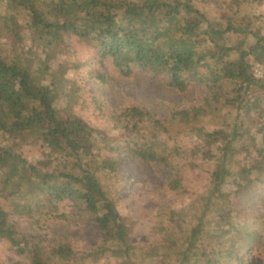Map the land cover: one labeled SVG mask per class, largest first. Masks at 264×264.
Wrapping results in <instances>:
<instances>
[{
  "label": "trees",
  "instance_id": "1",
  "mask_svg": "<svg viewBox=\"0 0 264 264\" xmlns=\"http://www.w3.org/2000/svg\"><path fill=\"white\" fill-rule=\"evenodd\" d=\"M193 1L0 0V239L28 254L29 264L53 263L45 256L43 239L17 238L10 213L46 225L66 217L58 204L68 199L87 205L105 239L81 255L68 241L52 246L59 264H79L88 258L104 264H138L136 251L142 247L131 240L134 221L122 214L118 199L107 188V183L113 187L118 181L117 163L104 153L124 147L132 158L164 165L171 174L172 191L183 188L184 168L198 163L201 153L179 145L170 149L161 135L167 133L165 124L139 106L119 116L124 121L120 139L78 115L80 88L67 72L79 64L62 62L51 69L48 60L66 52L72 56L68 37L86 43L125 74L137 67L170 76V85L180 92L199 80L219 102L217 85H231L226 103L237 113L234 122L211 130L194 124L209 146L201 158L214 161L198 214L190 216L192 224L185 232L178 229L180 209H169L167 218L155 224L160 237L146 249L149 262L237 264L240 250L262 239L249 228L250 221L240 223L232 212L234 198L258 183L264 187V80L252 72L253 61L264 63V14L240 13L244 5L264 0H231L235 10L232 16L225 15V24L211 20ZM232 34L238 35L234 41ZM64 96L72 101L60 108ZM208 113L206 106H196L173 111L170 120L195 123ZM23 142L48 152L32 160L23 153ZM229 181L238 189L227 190ZM244 211L239 209L242 215Z\"/></svg>",
  "mask_w": 264,
  "mask_h": 264
},
{
  "label": "rangeland",
  "instance_id": "2",
  "mask_svg": "<svg viewBox=\"0 0 264 264\" xmlns=\"http://www.w3.org/2000/svg\"><path fill=\"white\" fill-rule=\"evenodd\" d=\"M230 1L194 0L193 4L196 8L203 10L211 20H218L225 24V15L232 16L235 10V7H230ZM240 13L264 14V4L261 2L246 4ZM230 38L234 41L238 35L232 34ZM67 39L68 50L72 56L66 52L59 54L54 60L49 58L50 68L56 69L58 63L62 62L79 64L78 69L71 66L67 72V76L72 78L74 84L80 88L75 111L91 125L108 131L111 136L119 139L123 136L124 121L119 116L127 108L139 106L165 124L167 133L163 132L161 135L170 149L179 145L187 151L198 149L203 153L209 149V146L194 129V124L211 130L226 127L236 118V111L226 103V99L232 96L231 85L228 83L217 85L219 87L216 90L222 94L219 102L215 98V92L199 80H193L187 91L180 92L170 85L172 82L170 76H156L137 67L130 74H125L115 68L111 60L100 58L86 43L79 42L74 37ZM249 40L251 42L252 39ZM43 58H46V55H43ZM95 71L102 77H96ZM66 90V94H69V87ZM71 101V97L64 96L59 104L60 108H65ZM196 106H206L209 112L200 121L193 123L170 120L173 111L191 109ZM140 125L148 126L142 121ZM116 143L122 144L121 141ZM213 150L217 151L215 148ZM22 151L36 161L43 158L48 149L38 144L23 142ZM201 153L198 163L184 168L183 188L179 191L169 189L168 182L171 174L164 165L145 163L132 158L124 147H120L116 153H104L107 159L117 163L118 181L113 187H111L112 183H107V188L111 195L118 199L122 214L134 221L131 240L142 247V250L136 251L138 264H151L146 257V249L152 242L159 239L155 224L167 218L169 209H180L177 215L178 229L185 232L192 224L190 216L198 214L201 196L210 186L209 174L214 163L213 158L202 159ZM173 157L175 161L178 159L175 154ZM226 189L237 190L238 188L229 181ZM234 201L236 206L232 213L237 221L240 223L250 221L249 228L262 235L258 244L248 245L240 250L236 263L264 264V187L258 183L254 189L242 192L234 198ZM58 205L66 217L52 220L46 225L38 226L29 216L10 213V221L17 232V238L28 241L43 239L45 256L53 264H59L61 260L51 253L50 248L60 242L72 243L75 252L81 255L97 248L105 239L104 230L85 203L68 199ZM240 208L245 209L243 215L239 212ZM213 217L212 213L208 217L211 225ZM144 256L145 261H142ZM30 261L28 254L18 252L9 240L0 239V264H29ZM79 264H104V262L88 258ZM154 264H161V262Z\"/></svg>",
  "mask_w": 264,
  "mask_h": 264
},
{
  "label": "built area",
  "instance_id": "3",
  "mask_svg": "<svg viewBox=\"0 0 264 264\" xmlns=\"http://www.w3.org/2000/svg\"><path fill=\"white\" fill-rule=\"evenodd\" d=\"M252 72L256 78L264 80V63L253 61Z\"/></svg>",
  "mask_w": 264,
  "mask_h": 264
}]
</instances>
